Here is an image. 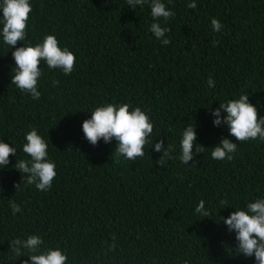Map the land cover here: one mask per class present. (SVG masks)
Returning <instances> with one entry per match:
<instances>
[{
	"label": "trees",
	"instance_id": "1",
	"mask_svg": "<svg viewBox=\"0 0 264 264\" xmlns=\"http://www.w3.org/2000/svg\"><path fill=\"white\" fill-rule=\"evenodd\" d=\"M162 2L175 13L160 20L171 29L168 45L149 31L147 5L132 10L126 0H30L27 39L34 45L54 34L76 56L69 76L41 62L38 101L11 85L15 48L0 36V140L17 148L0 170V264H23L27 257H13L8 242L33 234L63 250L67 264H255L254 257L234 251L235 233L220 216L264 197V143L236 141L226 125H213L211 110L248 94L264 116V0H195V10L187 8L193 0ZM213 18L221 22L220 32L213 31ZM113 102L150 115L155 140L143 158H117L114 140L91 145L85 139L83 121L95 107ZM187 124L196 126L195 143L205 152L189 165L178 159L162 167L153 163L161 156L154 150L160 140L175 145L179 155ZM30 128L48 141L56 163L49 191L25 186V174L13 168L17 159H30L22 152ZM221 138L238 145L231 162L211 157ZM19 183L23 190L14 187ZM9 199L23 214H12ZM200 200L209 217L195 213ZM113 237L115 249L108 251Z\"/></svg>",
	"mask_w": 264,
	"mask_h": 264
},
{
	"label": "clouds",
	"instance_id": "2",
	"mask_svg": "<svg viewBox=\"0 0 264 264\" xmlns=\"http://www.w3.org/2000/svg\"><path fill=\"white\" fill-rule=\"evenodd\" d=\"M126 4L132 10H135L137 5L141 8L147 5L153 21L149 31L162 42V45L171 43L170 39L165 38L171 29L162 27L160 20L163 19L166 23L175 16V13L162 0H126ZM187 8L195 10L197 8L195 0L188 3ZM32 11L30 0H0V13H2L0 24L3 25L0 36L5 45L10 49L15 48V51H12L15 74L11 75V85H15L21 93L30 95L33 100L38 101L42 95L38 90L39 82L44 76L41 62L43 61L50 71L60 70L63 75L69 76L74 70L76 56L67 47L62 49L54 34L45 35L42 42L34 45L27 39L29 14ZM211 26L214 32L221 31L222 24L218 19H211ZM19 42L25 43L21 47H16ZM217 43L218 41H213V47ZM59 83V80H52L53 87ZM207 84L210 88L215 87V81L211 77L207 80ZM90 113L91 118L84 120L82 124L84 137L89 144L97 145L100 140L110 144L114 140L113 153L117 158L124 157L129 161H135L138 157L143 158L146 145L149 149L153 148L155 139L151 137L154 124L142 107L113 102L97 106ZM222 113L226 115L222 116ZM211 115L215 117L213 125L215 127L226 125L229 136L234 137L236 141L243 143L258 139L264 143V116H258V108L249 102L248 94H240L238 99L219 103L218 108L211 110ZM24 140L26 143L22 144V152L30 159H17L13 168L20 175L25 174L23 178L25 186H34L39 192L51 190L57 171L56 163L49 157L48 141L36 128H30L25 133ZM196 140V126L187 124L182 131L179 155H174L175 145L165 146L164 141L160 140L154 144V150L161 153V156L153 163L162 167L166 160L178 159L183 165H189V161H193L197 155L206 150L199 143H195ZM237 151L236 142L221 138L220 143L212 148L211 157L217 161L231 162ZM10 156H17V148L11 143L0 140V170L8 167ZM192 166H195V163L190 167ZM20 185L21 183L14 185L16 190H23ZM8 203L13 215L23 214L20 204L12 199H9ZM228 203L227 199L219 200V204L224 206L223 209L229 208ZM195 213L205 218L212 214L210 209L205 208L204 200L198 202ZM220 218L221 223L227 226L228 232L235 233V240L238 243L234 251L246 258L254 257L255 264H264V197L253 198L252 202H246L243 209H235L227 218L221 216ZM8 245V252L13 257H27L23 264H67V254L58 246L55 250L47 247L46 241L40 235H28L27 239L17 237L10 240ZM115 246V237H113V244L108 251L114 250Z\"/></svg>",
	"mask_w": 264,
	"mask_h": 264
}]
</instances>
